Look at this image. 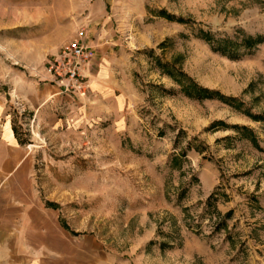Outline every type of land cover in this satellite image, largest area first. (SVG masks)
<instances>
[{
	"label": "rangeland",
	"instance_id": "obj_1",
	"mask_svg": "<svg viewBox=\"0 0 264 264\" xmlns=\"http://www.w3.org/2000/svg\"><path fill=\"white\" fill-rule=\"evenodd\" d=\"M202 30L264 37V0H0V96L81 263L264 264V40ZM73 40L87 91L36 101Z\"/></svg>",
	"mask_w": 264,
	"mask_h": 264
},
{
	"label": "crops",
	"instance_id": "obj_2",
	"mask_svg": "<svg viewBox=\"0 0 264 264\" xmlns=\"http://www.w3.org/2000/svg\"><path fill=\"white\" fill-rule=\"evenodd\" d=\"M33 86L36 101L52 107L71 97L55 84ZM0 264H84L79 244L66 235L57 213L35 193L32 158L19 143L1 96Z\"/></svg>",
	"mask_w": 264,
	"mask_h": 264
},
{
	"label": "built area",
	"instance_id": "obj_3",
	"mask_svg": "<svg viewBox=\"0 0 264 264\" xmlns=\"http://www.w3.org/2000/svg\"><path fill=\"white\" fill-rule=\"evenodd\" d=\"M91 58V51L81 41L73 40L64 44L49 61L48 71L52 82L65 94H84L88 87L83 71Z\"/></svg>",
	"mask_w": 264,
	"mask_h": 264
},
{
	"label": "trees",
	"instance_id": "obj_4",
	"mask_svg": "<svg viewBox=\"0 0 264 264\" xmlns=\"http://www.w3.org/2000/svg\"><path fill=\"white\" fill-rule=\"evenodd\" d=\"M185 22L184 19H179ZM239 36V37H238ZM241 36V37H240ZM200 37L206 41L212 50L221 54L227 55L230 58H238L241 54L237 53L239 47H243L247 52H250L255 45L262 42V36H244L237 35L234 39L230 37H216L210 31H200ZM186 91L187 95L192 98H209L214 95L220 96L217 91L202 88L198 85L192 84V87ZM15 131V130H14Z\"/></svg>",
	"mask_w": 264,
	"mask_h": 264
}]
</instances>
